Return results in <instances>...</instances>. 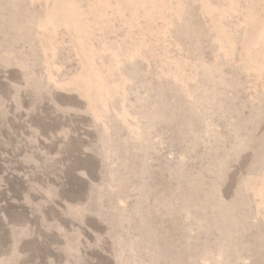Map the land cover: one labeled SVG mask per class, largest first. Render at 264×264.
<instances>
[{"label": "rangeland", "instance_id": "obj_1", "mask_svg": "<svg viewBox=\"0 0 264 264\" xmlns=\"http://www.w3.org/2000/svg\"><path fill=\"white\" fill-rule=\"evenodd\" d=\"M0 264H264V0H0Z\"/></svg>", "mask_w": 264, "mask_h": 264}]
</instances>
